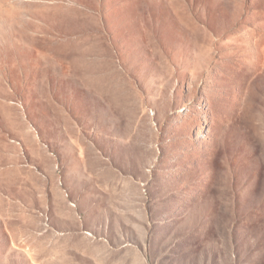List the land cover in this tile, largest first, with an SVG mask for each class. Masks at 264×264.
<instances>
[{"label": "rangeland", "instance_id": "1", "mask_svg": "<svg viewBox=\"0 0 264 264\" xmlns=\"http://www.w3.org/2000/svg\"><path fill=\"white\" fill-rule=\"evenodd\" d=\"M0 264H264V0H0Z\"/></svg>", "mask_w": 264, "mask_h": 264}]
</instances>
